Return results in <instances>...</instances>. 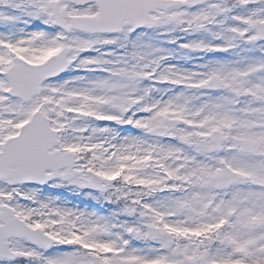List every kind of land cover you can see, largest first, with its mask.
I'll return each mask as SVG.
<instances>
[{"label":"snow or ice","instance_id":"snow-or-ice-1","mask_svg":"<svg viewBox=\"0 0 264 264\" xmlns=\"http://www.w3.org/2000/svg\"><path fill=\"white\" fill-rule=\"evenodd\" d=\"M0 264H264V0H0Z\"/></svg>","mask_w":264,"mask_h":264}]
</instances>
